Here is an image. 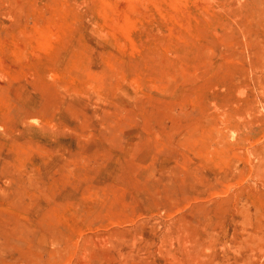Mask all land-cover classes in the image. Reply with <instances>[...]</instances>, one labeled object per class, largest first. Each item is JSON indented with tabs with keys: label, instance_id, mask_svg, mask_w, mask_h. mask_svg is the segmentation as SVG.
<instances>
[{
	"label": "rangeland",
	"instance_id": "1",
	"mask_svg": "<svg viewBox=\"0 0 264 264\" xmlns=\"http://www.w3.org/2000/svg\"><path fill=\"white\" fill-rule=\"evenodd\" d=\"M0 264H264V0H0Z\"/></svg>",
	"mask_w": 264,
	"mask_h": 264
}]
</instances>
